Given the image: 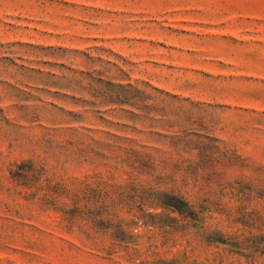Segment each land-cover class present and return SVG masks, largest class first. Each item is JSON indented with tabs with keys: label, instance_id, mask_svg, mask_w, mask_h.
<instances>
[{
	"label": "rangeland",
	"instance_id": "rangeland-1",
	"mask_svg": "<svg viewBox=\"0 0 264 264\" xmlns=\"http://www.w3.org/2000/svg\"><path fill=\"white\" fill-rule=\"evenodd\" d=\"M0 264H264V0H0Z\"/></svg>",
	"mask_w": 264,
	"mask_h": 264
}]
</instances>
